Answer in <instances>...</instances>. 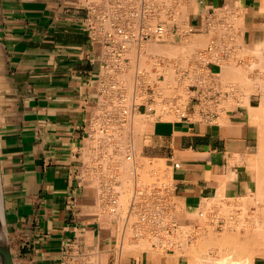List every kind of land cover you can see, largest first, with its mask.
<instances>
[{
  "label": "crops",
  "instance_id": "1",
  "mask_svg": "<svg viewBox=\"0 0 264 264\" xmlns=\"http://www.w3.org/2000/svg\"><path fill=\"white\" fill-rule=\"evenodd\" d=\"M108 2L0 0V218L14 264H69V259L80 256L92 258L94 264H194L186 253L188 244L180 242L162 252L121 256L115 248L120 213L107 209L109 199L98 195L93 179L86 176L88 133L96 120L120 130L126 124L121 117L101 116V110L116 109L115 101L120 112L136 94L124 81L130 77L128 70H113L109 47L93 37L87 24L92 9L107 10ZM262 4L264 0H185L188 29L184 24L167 25L172 39L165 42L171 45L196 33L219 39L224 47L242 25L237 43L250 47L257 39ZM229 11L239 19L235 21ZM223 13H229V19ZM127 54V63L134 60L133 76L149 77L143 54ZM150 57L157 64L165 60L158 54ZM187 70H182L181 80ZM161 76L170 78L168 72ZM119 79L124 84L117 97L108 86ZM154 88L141 89L145 102L134 109L148 116L137 118L145 121L138 157L163 160L170 168L163 200L169 199L162 201L161 220L176 221L188 232L201 223L208 204L253 191L247 156L254 147V129L247 105L237 97L232 101L219 97L212 107L200 109L193 104L196 91L189 88L180 107L184 116H179L174 93L160 90L170 105L163 110L153 97ZM206 111L213 116L207 117ZM124 135L120 132L118 140ZM252 264L264 261L256 257Z\"/></svg>",
  "mask_w": 264,
  "mask_h": 264
},
{
  "label": "rangeland",
  "instance_id": "2",
  "mask_svg": "<svg viewBox=\"0 0 264 264\" xmlns=\"http://www.w3.org/2000/svg\"><path fill=\"white\" fill-rule=\"evenodd\" d=\"M160 1H163L164 5L169 3V4H167V5H170L169 8H173V7L176 8V6H177L178 8L177 9L173 8L172 9L173 13L172 12L170 13L172 15L174 13H176L177 15L176 16H174L175 14L173 16L171 15L172 16V18H171L170 14L167 13L168 12V6L165 5L166 7L164 9L166 11L164 10V11H162V13H160L161 16H158V17H160L158 20H157V18L155 20H152L154 23L159 21L161 18L162 19L160 22H162V21L166 22L167 25L170 23L171 26L175 20L176 21L174 23L176 24V22L181 19L182 22L178 21V25L184 24L183 22H187V20H186L187 10L185 11V9H186L185 5L182 2L185 0H176V1L173 0L175 2H173L171 0L169 2H167L168 0H160ZM177 1L179 2L178 3L179 5L177 4ZM172 3H173V7H172ZM174 3H176L177 5ZM180 7H182V8H180ZM182 10H184L186 12L185 13V20H184L183 16H182L183 18L181 17V14L184 13V12L181 13ZM179 14H180V17H179ZM165 15L166 16L168 15L167 16L168 18ZM174 17L175 18L177 17L179 19H177V18L175 19ZM167 19H168V22L170 20H172V21L168 23ZM260 19H261V21L259 22L257 39H256V42L252 46L243 48V46L238 45L237 42H238V40L240 41V39H239L240 37L238 38V36H240V31H236L237 33L239 32L238 33L239 35H237V37L234 38L237 40L230 39L229 43L226 46H224L226 50L220 46L221 43H219V41L217 42V40L214 39L215 40L214 43H217L218 50H215V52H213V56H211L212 58L210 59L209 64L206 66H203V67H202V64L197 61L196 57L199 55V53L204 52L205 49L210 45V42L213 41V38L210 36H207V37L205 36L204 39H201L198 36L197 37L194 36L195 34H192L193 36L188 35L186 37V39H184L185 38L184 37L183 41H181L182 44H184V42H185L186 46L181 45V42H177V41L173 42L171 44L172 49L170 51H166V53H161L160 55L158 54L159 58L164 57L162 59H169V60H163L161 63H158V64H157L156 60L155 61L151 60L150 56H152L156 53L153 54L148 49V46L150 45V43H154V44L157 43V45L162 44V46H170V45L166 44L165 40L166 41L171 40L172 35L165 33V35H163L162 39H160V40L145 41L146 43L143 42L145 44L144 47H143L144 44H141L142 45L141 52L143 53V55L145 54L143 56V60H142L143 68H144V70H146V73H149L148 74L149 77H144V79H143V81L144 80L146 81L143 83L144 87L146 86V84H148L150 87H155V85H156L157 89H162L163 87L166 88L167 89L166 91H168V94L174 93L177 91L180 93V95L186 97V93L188 91L187 86L194 83V79L192 78L193 74L198 73L203 68L204 69L208 68L211 71L214 70L213 72H215V74L217 75V79H218L221 87L224 90H226L227 92H229L231 90L233 92V96L228 98L229 101H232L233 98L237 97L241 102H243L247 105L248 112H249L248 113L249 114V122H250L252 128L254 129V141H255L252 151L247 156V165L251 169V171L253 172L255 185H254L253 191L251 193H249L247 196L233 198V199L219 200L218 204H216V205H209L208 204V206H206L202 210L201 223L198 225H195L193 227L191 226V230H192L191 232L192 233H185L186 231L182 230L181 227L179 229L181 231H183L184 233H172V234L169 233L168 231H166V226L170 225L169 219L165 218L166 220H163L162 222L158 221L157 212H158L159 207H160V201L157 202L158 205L151 204L152 202H150V200L151 199L154 200V198H151V196L149 195L151 190L150 189L147 190L146 188L150 187L153 183H155L157 181H160V183H165L166 187H168V184L170 183V177H169L170 176V168L165 164V162L163 160L147 159V158H139L138 157V150H136V149H138V147H139L138 145L140 144V140H138V137L140 135L139 134L140 130H142V128L144 127V122H142L143 120H140V118L139 119H137V118L142 117V119L146 120L148 118V116L147 115H140L137 112H135L134 110L127 108V114H128L127 123L125 124V126H123L121 128V130L118 129V126H115V125L106 127V129H104V130L100 126L95 127L93 138H92V140H89V143H88V145H89L88 150H89L90 154H89L87 164L89 167V170H88L89 172L86 175L87 177H91L93 179L92 181L96 187V192L98 193V195H100L102 197H106L107 199L113 195H116V197H117V202H118L117 211L120 213V218H121L122 224H120L121 225V231L119 233L120 235L117 238L115 248L117 251H119V249L122 251L121 256L140 254V252L143 250H153V251L162 252L165 249V247H172L171 244L174 242H182V244H185L188 241L189 243H186V244H188V246H186L187 247L186 253L191 256L194 264H204L205 262L207 264H212L211 261H213V260L217 261V262L213 261V264H216V263L219 264L220 262L222 263L223 260H225V261H223L224 264H226V263L227 264L228 263L229 264H236V262H237V264H252L253 259L256 257L258 259H261V261H264L263 260L264 259V243H263L264 241L262 242V240H264V235H263L264 234L263 233V231H264L263 216L264 215L262 214V213H264V198H261L260 192H258L259 191L258 188L259 189L261 187L264 188V186L261 185V183L264 184L263 183L264 182V174L261 171L264 169V163H262V162H264V156H262V153H264V89H263L264 87L263 88L258 87V86H264V79H262V77L264 76V66L261 65L264 62V55H263L264 54L263 53L264 52V49H263V47H264V42H263V40H264L263 39V34H264V31H263L264 30V7L262 8V14L260 16ZM168 26L171 27L170 25H168ZM195 38H197V39H195ZM202 38H203V36H202ZM192 39L194 40V44H190V43H193ZM198 39L200 41L197 42ZM231 40L232 41L234 40V42H236V43H234V45L231 44L230 43V42H232ZM197 43H198V45H197ZM175 45H177V46H175ZM189 45L192 48H190ZM133 46H134V49H133L134 51L131 49L130 53L135 54V52L138 51V47L136 45H133ZM146 47H147V49H146ZM232 47H234V49ZM246 49H247V51H246ZM129 50H130V48H129ZM258 50L261 52V55H259L260 52ZM227 51L229 53L231 51L232 55L229 54ZM235 53H237V54H235ZM132 54H131V57H134V55H132ZM178 55H181L183 60L181 59V57H180V60H178V58H179ZM227 55H229L230 57ZM223 57H224V59H221ZM259 58H260V60H259ZM261 58L263 59V62H262ZM156 59H157V57H156ZM257 62L258 63L260 62L261 64L260 63L258 64ZM255 64L260 65L261 68L263 67V70L259 66L257 67V65H255ZM123 65L125 67H127L128 76L130 75V77H126L125 80L123 78V80L125 81L128 88L133 83L130 86L131 88H129L131 91V89L133 88L134 83H135V77L133 76L134 60L132 59L131 62H128V63L123 64ZM154 65H156V66L158 65V67L159 66L161 67L163 65L162 67H163V69H165V74H167V72H168V74L170 75V78L162 77L161 73L157 72V71H159L158 69H160V67L158 68V67H155ZM213 66L221 67L220 68L221 70L219 71L220 73L216 72V69H214ZM225 68L227 69V72L231 70L230 72H233V73L229 72L228 75H227V73L225 75L222 74V72H224V71L226 72ZM184 69H188L190 71V74L187 77L189 80L187 78H184L183 80L180 79V74H181L182 70H184ZM234 70H239L241 72L238 71V74H239L238 75L237 71H234ZM150 72H152V73H150ZM240 73L243 77L242 76L240 77ZM221 74L224 76H222ZM221 77L222 78L224 77L223 78L224 80L221 79ZM230 77H232V78H230ZM254 77L256 78V80ZM249 79L251 80V82H252V80L254 81L251 83V85L247 84L248 82L250 84ZM244 80L247 82V83H244L245 85L243 84ZM162 81L164 84L162 83ZM114 82H119L121 84L123 83L120 79L117 81H113L112 83H114ZM158 82H160V83H158ZM255 82L256 83L259 82V83L256 84ZM261 82H263V83H261ZM158 84H160V86ZM252 84H253V87H252ZM259 84H261V85H259ZM260 89H263V90H260ZM127 101H128L127 106L129 107V104L131 102H129V100H127ZM247 103L249 104V106ZM257 105L259 108L256 107ZM251 107H253L254 110H256V109L257 110L254 111V110H252ZM128 112H130V113H128ZM126 117H127V115H126ZM120 132L125 134L124 140H122V141L118 140ZM133 132H138L137 133L138 135H136V133L134 134ZM110 135L112 136V138L111 137L109 138ZM135 145L138 147L135 148L136 147ZM131 152L137 155L135 157L138 160L136 162L138 165L137 167H136V165L133 167V164H132V159L134 157L131 159L126 158L127 155L128 156L131 155ZM260 156H262V157H260ZM257 159L259 161H260V159H262V160L259 163V162H257ZM127 161H129V163L127 164L128 167L125 166L126 165L125 163H127ZM142 161H144V162L142 163ZM255 163L258 164V166ZM157 164H158V166H155ZM260 165L263 169H261ZM122 166L124 168H127V169L122 170V168H123ZM146 166L147 167L149 166V167L147 168ZM135 167H136V169L141 168V169H138L141 172L139 171L140 172L139 173L137 170L135 172L134 171ZM143 167H145L144 169H146V170H144ZM256 167H258L256 170L260 169V171H259L260 173L258 171L255 172ZM122 171H125V173ZM263 172H264V170H263ZM134 173H136V174H134ZM255 173H257L258 175ZM126 174H129V175H126ZM134 175H136V176H134ZM139 175H140V177H139ZM255 175H256V177L258 176L259 180L256 179ZM259 175H261V177ZM124 177L127 179H124ZM124 180H125V182H123ZM139 182H140V184H139ZM257 183H259V185H258L259 187L257 186ZM135 185H137L136 187H138L139 189L142 190L143 194L141 193L139 200L137 202V205L136 206L134 205L132 208H130L129 204H130L131 196L133 194V190H134ZM263 188H261V189L263 190ZM166 191H167V189H166ZM166 191L161 193V194L167 196ZM262 192L264 193V191H262ZM263 193H261V194L264 197ZM168 199H169V197L167 198V200ZM167 200L166 199L164 200L165 203ZM172 203L174 204L173 210L176 211L178 209V207L176 206L175 202H172ZM234 205L237 207H235ZM109 207L110 206L108 204L107 209H109ZM241 209H243V210H241ZM250 217L251 218L254 217L255 219L252 218L253 219L252 220ZM229 219H230V221H229ZM243 220L245 221V223ZM251 220L254 221V224H252V225L250 223L248 224V222L252 223ZM228 221L230 222V224L228 223ZM258 223H259V225H257ZM239 224L241 227L239 226ZM234 226H236V227H234ZM239 227H240V229H239ZM242 228H243V230H242ZM247 230H249V231H247ZM250 231L252 233H250ZM259 232H260L261 236L263 235L262 237L256 236V234H259ZM190 234L192 235V237H189ZM252 234L253 235L255 234V235L253 236ZM139 238H141V239H139ZM139 240H140L141 244L144 246H142V245H141L142 247L140 246ZM143 240L146 241L148 244L146 242L144 243ZM258 240H260L263 244H261V242ZM254 242L255 243L260 242V243H259V245L258 244L256 245ZM253 243H254V245H253ZM232 244H233V246H232ZM134 246H136V247H134ZM137 246H139V247H137ZM235 250H236V252H235ZM230 255H233V256H230ZM222 258H223V260H222ZM72 261L74 263H76L78 261L81 264H94L92 258H86V257L79 258L78 260L74 259ZM203 261H205V262L203 263Z\"/></svg>",
  "mask_w": 264,
  "mask_h": 264
},
{
  "label": "built area",
  "instance_id": "3",
  "mask_svg": "<svg viewBox=\"0 0 264 264\" xmlns=\"http://www.w3.org/2000/svg\"><path fill=\"white\" fill-rule=\"evenodd\" d=\"M109 6L110 7L107 10L92 9L90 13L91 15L87 20V24L89 26L90 31L94 32L93 37L95 39H99L101 42H103L105 46L109 47L106 48V51L110 52V55L112 56L113 70L125 68L127 69V67H125L123 64L127 63L125 60L129 56L127 53L131 45H136L139 51V47L143 42L148 40H160L163 35L167 33L166 22L157 21L156 23L151 24V21L156 19L159 13L165 10V5L164 2L160 0H110ZM214 41H211L210 45L206 48V50L203 53H199V55L196 57L197 61L202 64V67L209 64L210 59L212 58L211 56H213V52H215V50H218L217 43H214ZM222 48L225 49V47ZM189 74L190 71L187 70L185 78H187ZM144 77L141 78L137 76L135 78L133 91H136V94L132 95V97L128 99L129 102H131L129 107L126 103V106L123 107L122 110L119 112V106L117 105L118 102L115 103L114 101V107L117 108H104L103 110H101V116L103 115L108 117L109 115L111 117H121L122 119H126L127 123V108L134 110L135 107L140 104V102H145L146 94H140L142 88L143 91H145V87L149 86L148 84H146V86L144 87ZM193 78L194 83L187 86V89L192 88L194 91H196L197 98L195 100V103L193 104H195L200 109L212 107L215 103H217L219 97L223 98L222 101H224L228 100L229 97L233 96V92L231 90L227 92L221 87L215 72L209 70L208 68L201 69L198 73H195ZM112 82L113 81H111L108 86V91L112 92L114 95L118 94L119 91L122 93V89L120 87H122L123 85L119 82ZM154 90L156 91V94L153 95V97L157 102L158 106L163 110L168 109L170 105L162 99L164 96L160 92L161 89L154 88ZM121 96L123 99L122 101L124 102V99L126 97L124 98L123 94H121ZM174 96L177 97L174 110L178 113L179 116H184V112L180 110V107L182 106V101H184L183 98L185 97L180 95V93L177 91L174 92ZM147 107L150 109L152 106L148 105ZM204 114H206L207 117L213 116V113L209 111H206ZM96 126H100L104 130L106 129V127L114 125H102L100 121L96 120V123L92 126L91 131L88 133L89 140H92ZM118 129H120L119 126ZM110 137L112 138L111 135L109 136V138ZM133 157L134 156L131 152V155H127L126 158L131 159ZM173 166L178 167L179 163L177 161H174ZM136 186L137 185L134 186L133 194L131 196L129 204L130 208H132L134 205H137L139 197L142 193V190ZM146 189L151 190L149 195L151 196V198H154V200L150 198V202H152L151 204L158 205L157 202L160 201V207L157 214L158 221L162 222L163 220H161V209L163 208L162 201H164L163 199L165 198V195L161 193L166 191V184L157 181ZM108 199L110 206L109 211L111 213L116 214L118 212V202L116 195L110 196ZM169 221L170 225L166 226V231H168L169 233H184L179 229L180 227L177 226L176 221H171L170 219ZM191 231L192 230L190 229L188 232L185 233H192ZM191 236L192 235L190 234L189 237ZM174 243L176 244L177 242ZM186 243L189 242L187 241ZM82 257L83 256L69 259V264H81L78 261L74 263L72 260H78Z\"/></svg>",
  "mask_w": 264,
  "mask_h": 264
},
{
  "label": "bare ground",
  "instance_id": "4",
  "mask_svg": "<svg viewBox=\"0 0 264 264\" xmlns=\"http://www.w3.org/2000/svg\"><path fill=\"white\" fill-rule=\"evenodd\" d=\"M169 1H170V0H168L167 2H169ZM171 1H173V0H171ZM175 1H176V0H175ZM175 1H173V2H175ZM101 2H102V1H101ZM182 2L184 3V1H182ZM108 3H109V2H108ZM165 3H166V2H165ZM178 3H179V2L177 1V4H178ZM183 3H182V4H183ZM187 3H188V2H187ZM99 4H102V3H99ZM109 4H110V3H109ZM167 4H169V3H167ZM167 4H165V5H167ZM174 4H176V3H174ZM177 4H176V5H177ZM185 4H186V3H185ZM178 5H179V4H178ZM262 5H263V4H262ZM167 6H170V5H167ZM183 6H184V5H183ZM263 6H264V5H263ZM98 7H99V6H98ZM165 7H166V6H165ZM173 8H174V9H177L178 7L176 6V8H175V7H173ZM173 8H171V9H173ZM180 8H182V7H180ZM180 8H179V9H180ZM185 8H186V6H185ZM221 8H222V7H221ZM100 9H101V8H100ZM102 9H103V8H102ZM98 10H99V9H98ZM186 10H187V9H185V11H186ZM218 10H219V8H218ZM218 10H217V12H219ZM222 10H223V8H222ZM226 10H227V9H226ZM232 10H233V9H232ZM165 11H166V10H165ZM168 11H169V9H168ZM170 11L172 12V10H170ZM177 11H178V10H177ZM185 11H184V10L181 11V13L184 12V13L181 14V17L183 16V17H184V20H185V13H186ZM214 11H215V10H214ZM214 11H213V12H214ZM227 11H228V10H227ZM233 11H234V10H233ZM236 11H237V10H235V12H236ZM217 12H216V14H217ZM229 12H230V11H229ZM235 12H234V13H235ZM239 12H240V11H237V13H239ZM160 13H162V12H160ZM160 13H159L158 16H161ZM167 13L170 14V12H167ZM172 13H173V12H172ZM226 13H227V12H226ZM226 13H223V14H226ZM230 13H231L230 15H232V12H230ZM234 13H233V14H234ZM174 14H175V15H174ZM174 14H173L174 16L177 15L176 13H174ZM186 14H187V13H186ZM239 14H241V13H239ZM171 15H172V14H170V17L172 18L173 15H172V16H171ZM213 15H214V14H213ZM226 15H227V14H226ZM226 15H224V16L226 17ZM228 15H229V13H228ZM228 15H227V17H228ZM235 15H236V13H235ZM235 15H234V16H235ZM158 16L156 17L157 20L160 18V17H158ZM165 16H166V15H165ZM167 16H168V15H167ZM167 16H166V17H167ZM186 16H187V15H186ZM209 16H210V15H209ZM232 16H233V15H232ZM232 16H231V17H232ZM234 16L232 17L233 19H234V18L239 19V18H238L239 15H238V17H234ZM166 17H165V18H166ZM179 17H180V14H179ZM183 17H182V18H183ZM219 17H220V16H219ZM241 17H242V16H240V19H242ZM167 18H168V17H167ZM174 18H175V17H174ZM176 18H177V17H176ZM176 18H175V19H176ZM161 19H162V18H161ZM161 19H160L158 22H160ZM175 19H174V20H175ZM177 19H179V18H177ZM212 19H213V18H212ZM227 19H229V17H228ZM154 20H155V19H154ZM182 20H183V19H182ZM186 20H187V18H186ZM231 20H232V19H231ZM234 20H235V19H234ZM234 20H232L233 23L236 21V20H235V21H234ZM171 21H172V20H170L169 22H171ZM175 21H176V20H175ZM175 21H174V22H175ZM178 21H181V19L178 20ZM178 21L176 22V24H178ZM229 21H230V20H229ZM151 22H153V21H151ZM162 22H163V21H162ZM167 22H168V19H167ZM169 22H168V23H169ZM174 22H173V23H174ZM181 22H182V21H181ZM210 22H212V20H211ZM179 23H180V22H179ZM183 23H184V25H185V27H186V24H185L186 22H183ZM208 23H209V22H208ZM208 23H207V24H208ZM238 23H239V22H238ZM151 24H154V22L151 23ZM205 24H206V23H205ZM239 24H241V23H239ZM168 25L171 26L170 23H169ZM236 25H237V24H235V26L233 25L234 27L232 26L231 28H235ZM180 26H181V25H180ZM182 26H183V24H182ZM202 26H203V25H202ZM209 26H210V25H209ZM239 26H240V25H239ZM186 28L188 29V27H186ZM210 28H211V27H210ZM212 28H213V27H212ZM240 28H241V29H240V31H241V30H242V25H241ZM246 29H247V28H246ZM167 30H168V29H167ZM184 30H185V29H184ZM221 30H222V29H221ZM223 30H224V29H223ZM237 30H239V29L236 28V31H237ZM181 31H182V30H181ZM225 31H226V30H225ZM225 31H223V32H225ZM233 31H234V30L232 29V32H233ZM236 31H234L233 34H231V35H232V37H231L232 39L236 38L237 35H239V34H238L239 32L237 33ZM255 31H256V30H255ZM263 31H264V30H263ZM177 32H178V31H177ZM182 32H183V31H182ZM182 32H181V33H182ZM235 32H236V33H235ZM256 32H257V31H256ZM186 33H187V32H186ZM186 33H185V34H186ZM217 33H219V32H217ZM228 33H229V31H228ZM167 34H168V33H167ZM203 34H204V33H203ZM164 35H165V34H164ZM199 35H201V34H199ZM199 35H197V34L195 33L194 36H196V37L198 36V37H200L201 39H204L205 36L207 37L206 34H205V36L203 35L204 38H202V36H199ZM217 35H218V34H217ZM240 35H241V34H240ZM192 36H193V35H192ZM192 36H191V37H192ZM224 36H225V35H224ZM224 36H223V38H224ZM227 36H228V35H227ZM229 36H230V35H229ZM184 37H185V36H184ZM171 38H172V36H171ZM200 38H199V39H200ZM215 38H216V37H215ZM229 38H230V37H229ZM161 39H162V38H161ZM164 39H165V38H164ZM184 39H186V37H185ZM195 39H197V38H195ZM199 39L197 40V42L200 41ZM221 39H222V38H221ZM263 39H264V34H263ZM218 40H219V39H218ZM218 40H217V42H218ZM228 40H229V39H228ZM234 40H237V39H234ZM234 40H233V41L231 40L232 43H231V42H230V43H231V44L236 43V42H234ZM180 41H181V40H180ZM182 41H183V39H182ZM192 41H193V43H190V44H194V40H193V39H192ZM201 41H202V40H201ZM213 41H214V40H213ZM203 42H204V41H203ZM238 42H239V40H238ZM240 42H241V41H240ZM263 42H264V40H263ZM144 43H146V42H144ZM144 43H142V44H144ZM186 43H187V42H186ZM159 44H160V43H159ZM188 44H189V43H188ZM262 44H263V43H262ZM181 45L184 46V45H185V42H184V44H182V42H181ZM181 45H180V46H181ZM197 45H198V43H197ZM144 46H145V44L143 45V47H144ZM175 46H177V45H175ZM183 46H182V47H183ZM185 46H186V45H185ZM189 46H190V45H189ZM194 46H195V45H194ZM200 46H201V45H200ZM236 46H237V45H236ZM141 48H142V45L139 47V52H140V53H142V52H141ZM186 48H187V47H186ZM190 48H192V47L190 46ZM226 48H227V47H226ZM232 48L234 49V47H232ZM232 48H231V49H232ZM238 48H239V47H238ZM243 48H244V47H243ZM256 48H257V47H256ZM133 49H134V46H133L132 50H133ZM146 49H147V47H146ZM148 49H149L153 54L156 53V55H157V54L160 55L161 53H166V51H170V50L172 49V47H171V45H170V46H162V44H161V45H157V43H156V44H154V43H150V45L148 46ZM233 49H232V50H233ZM236 49H237V48H236ZM261 49H262V48H261ZM263 49H264V47H263ZM205 50H206V49H205ZM225 50H226V49H225ZM232 50H231V51H232ZM133 51H134V50H133ZM231 51H230V53H229L228 51H227V52H228L229 54H231ZM241 51H242V50H241ZM246 51H247V49H246ZM253 51H254V50H253ZM258 51H259V50H258ZM258 51H257V52H258ZM129 52H130V50H129ZM201 52H202V51H201ZM237 52H238V51H237ZM259 52H260V51H259ZM133 53H134V52H133ZM135 53H136V52H135ZM202 53H203V52H202ZM243 53H244V52H243ZM251 53H252V52H251ZM263 53H264V52H263ZM142 54H143V53H142ZM235 54H237V53H235ZM144 55H145V54H144ZM144 55H143V56H144ZM162 55H163V54H162ZM231 55H232V54H231ZM239 55H240V54H239ZM253 55H254V54H253ZM257 55H258V54H257ZM259 55H261V52H260ZM263 55H264V54H263ZM263 55H262V56H263ZM173 56H174V55H173ZM222 56H223V55H222ZM222 56H221V57H222ZM227 56H229V55H227ZM236 56H237V55H236ZM236 56H235V57H236ZM229 57H230V56H229ZM235 57H234V58H235ZM253 57H254V56H253ZM258 57H259V56H258ZM258 57H257V58H258ZM226 58H227V57H226ZM226 58H225V59H226ZM244 58H245V57H244ZM262 58H263V57H262ZM262 58H261V59H262ZM159 59H160V58H159ZM176 59H177V58H176ZM218 59H219V58H218ZM221 59H224V57L221 58ZM237 59H238V58H237ZM165 60H166V59H165ZM257 60H258V59H257ZM259 60H260V58H259ZM262 62H263V59H262ZM254 63H255V62H254ZM254 63H253V64H254ZM257 63H258V62H257ZM259 63H260V62H259ZM259 63H258V64H259ZM263 63H264V62H263ZM263 63H262V64L260 63V64L264 66ZM162 64H163V63H162ZM253 64H252V65H253ZM255 65H257V64H255ZM255 65H254V66H255ZM154 66H155V67H158V65H157V66L154 65ZM162 66H163V65H162ZM162 66H161V67H162ZM223 66H224V65H223ZM258 66L260 67V65H257V67H258ZM159 67H160V66H159ZM159 67H158V68H159ZM161 67H160V69L157 68V69L159 70V71H157V72H158V73L160 72V73H164V74H165V69H163V67H162V68H161ZM226 67H227V66H226ZM251 67H252V66H251ZM257 67H256V68H257ZM242 68H243V67H242ZM260 68H261V67H260ZM223 69H224V68H223ZM225 69H226V68H225ZM228 69H229V68H228ZM240 69H241V68H240ZM243 69H244V68H243ZM249 69H250V68H249ZM261 69L263 70V67H262ZM230 71H231V70H230ZM230 71L227 72V69H226V72L224 71V72H222V74L225 75V74L227 73V75H228V73H229ZM234 71H237V74H238V71H239V70H234ZM245 71H246V70H245ZM239 72H241V71H239ZM259 72H260V71H259ZM150 73H152V72H150ZM154 73H155V72H154ZM219 73H220V72H219ZM230 73H233V72H230ZM245 73H246V72H245ZM254 73H255V72H254ZM140 74H141V73H140ZM222 74H221V75H222ZM234 74H235V73H234ZM260 74H261V73H260ZM162 75H163V74H162ZM194 75H195V74H194ZM194 75H193V76H194ZM224 75H222V76H224ZM238 75H239V74H238ZM244 75H245V74H244ZM143 76H144V75H143ZM163 76H164V75H163ZM163 76H162V77H163ZM193 76H192V78H193ZM236 76H237V75H236ZM241 76H242V75H241V73H240V77H241ZM189 77H190V76H189ZM242 77H243V76H242ZM263 77H264V76H263ZM263 77H262V79H264ZM192 78H191V79H192ZM223 78H224V77H223ZM223 78L221 77V79H223ZM226 78H227V77H226ZM230 78H232V77H230ZM235 78H236V77H235ZM254 78H255V77H254ZM187 79H188V78H187ZM193 79H194V78H193ZM260 79H261V78H260ZM188 80H189V79H188ZM223 80H224V79H223ZM240 80H241V79H240ZM242 80H243V79H242ZM249 80H250V79H249ZM255 80H256V78H255ZM158 81H159V80H158ZM247 81H248V80H247ZM144 82H146V81L144 80ZM160 82H161V81H160ZM160 82H158V83H160ZM240 82H241V81H240ZM252 82H254V81L252 80ZM252 82H251V80H250V84H249V82L247 83V82L244 80V81H243V84H244V83H247L248 85H251ZM256 82H257V81H256ZM256 82H255V83H256ZM129 83H130V82H129ZM162 83H163V81H162ZM162 83H161V84H162ZM258 83H259V82H258ZM258 83H256V84H258ZM261 83H263V82H261ZM130 84H131V83H130ZM132 84H133V83H132ZM132 84H131V85H132ZM134 84H135V83H134ZM163 84H164V83H163ZM253 84H254V83H253ZM253 84H252V87H253ZM256 84H255V85H256ZM131 85H130V86H131ZM158 85L160 86V84H158ZM244 85H245V84H244ZM259 85H261V84H259ZM130 86H129V88H131ZM161 86H162V85H161ZM256 86H257V85H256ZM249 87H250V86H249ZM254 87H255V86H254ZM258 87H259V88H260V87L263 88L264 86H258ZM255 88H256V87H255ZM263 89H264V88H263ZM263 89H260V90H263ZM259 92H260V91H259ZM261 93H262V92H261ZM247 104H248V103H247ZM119 105H120V104H119ZM129 105H130V104H129ZM248 106H249V104H248ZM120 107H121V106H120ZM256 107L259 108L258 105H257ZM251 108H252V110H254L253 107H251ZM261 109H262V108H261ZM128 110H129V109H128ZM256 110H257V109H256ZM256 110H254V111H256ZM128 113H130V112H128ZM112 118H113V117H112ZM127 118H128V114H127ZM140 120H141V119H140ZM115 121H116V120H115ZM142 122H145V121L143 120ZM138 131H139V130H138ZM133 133L135 134L136 132H133ZM137 133H138V132H137ZM137 133H136V135H138ZM139 134H140V133H139ZM139 137H140V135H139ZM137 145H138V144H137ZM135 146H136V145H135ZM138 146H139V145H138ZM138 146H136L135 148H137ZM136 150H138V149H136ZM263 154H264V153H262V156H264ZM112 155H113V154H112ZM262 156H260V157H262ZM111 157H112V156H111ZM261 160H262V159H260V161H259V160L257 159V162L260 163ZM137 161H138V160H137V159L135 158V156H134V158H133V162H132L133 167H134L135 165H136V167L138 166L137 163H136ZM143 162H144V161H142V163H143ZM145 162H146V161H145ZM128 163H129V161H127V163H125V164H126V165H125L126 167H128V165H127ZM262 163H264V162H262ZM139 164H140V163H139ZM154 164H155V163H154ZM255 164H256V163H255ZM256 165L258 166V164H256ZM262 165H263V164H262ZM155 166H158V164L155 165ZM155 166H154V167H155ZM122 167H123V166H122ZM136 167L134 168V169H135L134 171L136 172V170H137V171L139 172L140 170H138V169H141V168H137V169H136ZM146 167H147V166H146ZM148 167H149V166H148ZM148 167H147V168H148ZM260 167H261V165H260ZM144 168H145V167H143V169H144ZM257 168H258V167L255 168V172H256V171H258V172L260 171V169H259V170H256ZM123 169H127V168H124V167H123L122 170H123ZM151 169H152V168H151ZM261 169H263V168L261 167ZM144 170H146V169H144ZM263 170H264V169H263ZM263 170H261V171H262V173L264 174ZM142 171H143V170H142ZM122 172L125 173V171H122ZM140 172H141V171H140ZM140 172H139V173H140ZM143 172H144V171H143ZM259 173H260V172H259ZM262 173H261V174H262ZM255 174H257V173H255ZM126 175H129V174H126ZM126 175H125V176H126ZM257 175H258V174H257ZM122 176H123V175H122ZM135 176H136V175H135ZM259 176L261 177V175H259ZM126 177H127V176H126ZM139 177H140V175H139ZM255 177H256V175H255ZM262 177H263V176H262ZM133 178H134V177H133ZM124 179H127V178L124 177ZM165 179H166V178H165ZM256 179H258V176L256 177ZM260 179H261V178H260ZM262 179H263V178H262ZM138 180H139V179H138ZM258 180H259V179H258ZM260 181H261V180H260ZM260 181H259V182H260ZM123 182H125V180H124ZM165 182H166V181H165ZM126 183H127V182H126ZM136 183H137V182H136ZM147 183H148V182H147ZM166 183H167V182H166ZM263 183H264V182H263ZM139 184H140V182H139ZM258 185H259V183H257V186H258ZM261 185L264 186V184H262V183H261ZM258 187H259V186H258ZM258 187H257V188H258ZM125 188H126V187H125ZM257 188H256V189H257ZM261 188H263V187H261ZM261 188H260V189H261ZM260 189L258 188L259 191H258V190H257V191L260 192V197H261V198H264L263 195L261 194V193H263L262 191H264V188H263V190L261 189L262 191H261ZM123 194H124V193H123ZM263 194H264V193H263ZM125 196H126V195H125ZM248 198H249V197H248ZM0 199H1V198H0ZM250 199H251V198H250ZM128 200H129V199H128ZM244 201H245V200H244ZM0 202H1V201H0ZM126 202H127V201H126ZM209 202H210V201H209ZM216 202H217V200H216ZM252 202H253V201H252ZM123 203H124V202H123ZM247 203H248V202H247ZM249 203H250V202H249ZM226 206H227V205H226ZM234 206H235V205H234ZM239 206H240V205H239ZM239 206H238V207H239ZM262 206H263V205H262ZM124 207H125V206H124ZM230 207H231V206H230ZM235 207H237V206H235ZM243 207H244V206H243ZM253 207H254V206H253ZM257 207H258V206H257ZM255 208H256V207H255ZM262 208H263V207H262ZM221 209H222V208H221ZM230 210H231V209H230ZM241 210H243V209H241ZM238 211H239V210H238ZM136 212H137V211H136ZM224 212H225V211H224ZM128 213H129V212H128ZM240 214H241V213H240ZM262 214L264 215V213H262ZM260 215H261V214H260ZM129 216H130V215H129ZM165 216H166V215H165ZM251 216H252V215H251ZM127 217H128V216H127ZM239 217H240V216H239ZM241 218H242V217H241ZM250 218H251V217H250ZM252 218H254V217H252ZM252 218H251V219H252ZM248 219H249V218H248ZM254 219H255V218H254ZM263 219H264V216H263ZM130 220H131V219H130ZM233 220H234V219H233ZM249 220H250V219H249ZM252 220H253V219H252ZM252 220H251V221H252ZM0 221H1V218H0ZM229 221H230V219H229ZM229 221H228V223L230 224ZM243 221H244V220H243ZM122 222H123V221H122ZM231 222H232V221H231ZM241 222H242V221H241ZM261 222H262V221H261ZM1 223H2V222H1ZM233 223H234V222H233ZM239 223H240V222H239ZM244 223H245V221H244ZM249 223L252 225V224H254V221H252V223H251V222H248V224H249ZM121 224H122V223H121ZM217 224H218V223H217ZM240 224H241V223H240ZM240 224H239V226H240ZM231 225H232V224H231ZM241 225H242V224H241ZM257 225H259V223H258ZM125 226H126V225H125ZM247 226H248V225H247ZM249 226H250V225H249ZM150 227H151V226H150ZM226 227H227V226H226ZM234 227H236V226H234ZM240 227H241V226H240ZM240 227H239V229H240ZM251 227H252V226H251ZM253 227H254V226H253ZM257 227H258V226H257ZM187 228H189V226H188ZM194 228H195V227H194ZM199 228H200V227H199ZM243 228H244V227H243ZM243 228H242V230H243ZM248 228H249V227H248ZM248 228H247V229H248ZM196 229H197V228H196ZM214 229H215V228H214ZM239 229H238V230H239ZM245 229H246V228H245ZM253 229H254V228H253ZM125 230H126V229H125ZM182 230H183V228H182ZM210 231H211V230H210ZM247 231H249V230H247ZM262 231H263V230H262ZM129 232H130V231H129ZM141 232H142V231H141ZM141 232H140V233H141ZM194 232H195V231H194ZM194 232H193V233H194ZM125 233H126V232H125ZM243 233H244V232H243ZM245 233H246V232H245ZM250 233H252V232L250 231ZM257 233H258V232H257ZM261 233H262V232H261ZM263 233H264V231H263ZM129 234H130V233H129ZM138 234H139V233H138ZM141 234H142V233H141ZM171 234H172V233H171ZM202 234H203V233H202ZM119 235H120V234H119ZM175 235H176V234H175ZM183 235H184V234H183ZM194 235H195V234H194ZM211 235H212V234H211ZM252 235H253V234H252ZM254 235H255V234H254ZM254 235H253V236H254ZM263 235H264V234H263ZM263 235H262V236H263ZM145 236H146V235H145ZM148 236H149V235H148ZM148 236H147V237H148ZM171 236H172V235H171ZM173 236H174V235H173ZM253 236H252V237H253ZM256 236H258V237L261 236V235H260V232H259V234H256ZM256 236H255V237H256ZM262 236H261V237H262ZM124 237H125V236H124ZM130 237H131V236H130ZM191 237H192V236H191ZM212 237H213V236H212ZM248 237H249V236H248ZM164 238H165V237H164ZM249 238H250V237H249ZM256 238H257V237H256ZM125 239H126V238H125ZM125 239H124V240H125ZM139 239H141V238H139ZM176 239H177V238H176ZM216 239H217V238H216ZM151 240H152V239H151ZM153 240H154V239H153ZM182 240H183V239H182ZM210 240H211V239H210ZM224 240H225V239H224ZM244 240H245V239H244ZM143 241H144V240H143ZM254 241H255V240H254ZM256 241H257V240H256ZM258 241H260V240H258ZM263 241H264V240H262V242H263ZM139 242H140V240H139ZM145 242H146V241H144V243H145ZM156 242H157V241H156ZM210 242H211V241H210ZM230 242H231V241H230ZM249 242H250V241H249ZM260 242H261V241H260ZM260 242H258V243H257V242H256V243L254 242V243H255L256 245H257V244L259 245ZM262 242H261V244L264 243V242H263V243H262ZM131 243H132V242H131ZM144 243H143V244H144ZM146 243H147V242H146ZM183 243H184V242H183ZM218 243H219V242H218ZM238 243H239V242H238ZM247 243H248V242H247ZM254 243H253V245H254ZM134 244H135V243H134ZM147 244H148V243H147ZM203 244H204V243H203ZM248 244H249V243H248ZM128 245H129V244H128ZM137 245H138V244H137ZM141 245H142V244H141V242H140V246H141ZM218 245H219V244H218ZM221 245H222V244H221ZM225 245H226V244H225ZM239 245H240V244H239ZM142 246H144V245H142ZM142 246H141V247H142ZM205 246H206V245H205ZM232 246H233V244H232ZM134 247H136V246H134ZM137 247H139V246H137ZM147 247H148V246H147ZM148 248H149V247H148ZM180 248H181V247H180ZM219 248H220V247H219ZM233 249H234V248H233ZM135 250H136V249H135ZM174 250H175V249H174ZM217 251H218V250H217ZM136 252H137V251H136ZM229 252H230V251H229ZM229 252H228V253H229ZM235 252H236V250H235ZM197 253H198V252H197ZM200 253H201V252H200ZM204 253H205V252H204ZM215 253H216V252H215ZM223 253H224V252H223ZM219 254H220V253H219ZM230 254H231V253H230ZM195 256H196V255H195ZM198 256H199V255H198ZM219 256H220V255H219ZM230 256H233V255H230ZM201 257H202V256H201ZM206 257H207V256H206ZM210 257H211V256H210ZM226 257H227V256H226ZM93 258H94V257H93ZM199 258H200V257H199ZM218 258H219V257H218ZM220 258H221V257H220ZM230 258H231V257H230ZM233 258H234V257H233ZM196 259H197V258H196ZM86 260H87V259H86ZM90 260H91V259H90ZM203 260H204V259H203ZM220 260H221V259H220ZM222 260H223V258H222ZM222 260H221V261H222ZM243 260H244V259H243ZM243 260H242V261H243ZM263 260H264V259H263ZM205 261H206V260H205ZM205 261H203V263H204ZM213 261H215V260H213ZM213 261H211L212 264H213ZM223 261H225V260H223ZM223 261H222V263H223ZM226 261H227V260H226ZM230 261H231V260H230ZM235 261H236V260H235ZM209 262H210V261H209ZM215 262H217V261H215ZM91 263H92V262H91ZM197 263H198V262H197ZM205 263H206V262H205ZM205 263H204V264H205ZM218 263H219V262H218ZM220 263H221V262H220ZM220 263H219V264H220ZM222 263H221V264H222ZM206 264H207V263H206ZM216 264H217V263H216ZM223 264H224V263H223ZM226 264H227V263H226ZM228 264H229V263H228ZM236 264H237V262H236Z\"/></svg>",
  "mask_w": 264,
  "mask_h": 264
},
{
  "label": "water",
  "instance_id": "5",
  "mask_svg": "<svg viewBox=\"0 0 264 264\" xmlns=\"http://www.w3.org/2000/svg\"><path fill=\"white\" fill-rule=\"evenodd\" d=\"M0 264H14L0 221Z\"/></svg>",
  "mask_w": 264,
  "mask_h": 264
}]
</instances>
